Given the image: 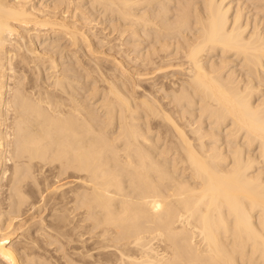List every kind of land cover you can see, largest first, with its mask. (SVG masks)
Segmentation results:
<instances>
[{"label":"bare ground","instance_id":"obj_1","mask_svg":"<svg viewBox=\"0 0 264 264\" xmlns=\"http://www.w3.org/2000/svg\"><path fill=\"white\" fill-rule=\"evenodd\" d=\"M89 1L91 11L100 6L126 25L128 43L145 36L153 44L134 57L127 52L125 64L109 58L112 47L104 58L105 40L99 46L83 29ZM245 1L0 0V189L4 179L11 183L7 212L0 202V264L38 262L35 235L15 246L28 226L15 218L13 190L25 202L18 185H50L51 176L62 187L59 222L71 220L70 192L92 221L101 251L88 254L97 258L91 264H264V0L257 15L249 8L254 18ZM64 39L77 49L65 57L78 67H89L81 54L96 57L89 70L99 77L87 90L84 81L88 95L78 73L68 72ZM234 58L241 76L229 67ZM104 59L123 69L107 74ZM173 67L181 74H169L168 84L143 89L142 77L162 79Z\"/></svg>","mask_w":264,"mask_h":264},{"label":"rangeland","instance_id":"obj_2","mask_svg":"<svg viewBox=\"0 0 264 264\" xmlns=\"http://www.w3.org/2000/svg\"><path fill=\"white\" fill-rule=\"evenodd\" d=\"M43 1H45V0H43ZM51 0H46V3H48V2H50ZM88 1V0H87ZM241 1H243V0H241ZM245 1V0H244ZM247 1V2H246ZM245 1V4H246V6H251L252 4L254 5H252L251 7H248V9H246L245 11H247L246 13L248 14L249 12H250V10H251V12L252 11H254V12H256V11H259V8H255V4H257V3H260V1H257V0H251V2L249 1V0H246ZM249 1V2H248ZM253 2V3H252ZM90 3V4H89ZM252 3V4H251ZM86 4V5H85ZM88 4L90 5V6H88ZM249 4V5H248ZM87 7H89V8H87ZM91 7H92V2H84V11H86L87 12V16L85 15V18L83 17V16H81V17H83L82 18V21H83V19H84V21L82 22V24H83V29L84 30H87L88 31V33L90 32L91 34H93L92 35V37L93 38H95V39H97L96 40V42H98L99 43V41H100V43H99V46H101L100 44H104L105 42V45H103V48H102V46H101V48H100V50H101V53H99V54H101L104 58L108 55V53L110 52V48L111 49H114V50H111V52L110 53H112L111 55H110V53H109V58L110 59H117L118 57H119V59H120V57H121V61L122 62H124V64H125V61L127 62V58H128V56H126L127 54H131V57L133 56H135V55H137V54H135V53H138V54H141L142 52H145L146 51V49H147V47L148 46H151L153 43H152V39H149V40H146V37L145 36H140V37H138V38H141L140 40L137 38V37H135V38H130V40H132V42L137 46V49H136V47H134L133 45V43L132 44H130V43H128L129 41V37H130V34H129V32H128V30H126V25L125 24H123L124 26V28L122 27V24H121V22L122 21H120V20H118L120 23H118L117 24V20L116 19H111V18H114L113 16L111 17V15L109 16V14L108 15H106V16H108L107 18H106V16H104L103 14H104V12H103V9L100 7V6H98V7H94L93 8V11H91ZM87 8V9H86ZM96 8V9H95ZM249 8H251L250 10H249ZM89 9V10H88ZM102 10V11H101ZM90 11V12H89ZM94 12V13H93ZM249 13L250 15L251 14H254V12L253 13ZM260 12V11H259ZM96 13V14H95ZM78 14H80L81 15V13L80 12H78ZM248 14V15H249ZM256 15H257V12L255 13ZM255 14H254V16H255ZM259 14V13H258ZM260 14H262V15H260ZM260 14H259V17L260 16H262V21H264V12H260ZM98 16V17H97ZM101 16H102V18H101ZM253 15H251V18H254V16L252 17ZM89 18H91V19H89ZM88 19V20H87ZM109 19V20H108ZM111 19V20H110ZM90 20V21H89ZM89 21V22H88ZM109 21V22H108ZM111 21V22H110ZM102 24H101V23ZM106 22V23H105ZM113 22V23H112ZM85 23V24H84ZM92 23V24H91ZM98 23V24H97ZM111 23V24H110ZM264 23V22H263ZM95 24V25H94ZM116 24V25H115ZM121 24V25H120ZM101 25V26H100ZM110 25H114L113 27L112 26H110ZM120 25V26H119ZM262 25H264V24H262ZM261 25V26H262ZM85 26V27H84ZM117 27V29H115L116 27ZM90 29H89V28ZM96 27V28H95ZM94 28V29H93ZM100 28V29H99ZM106 30H104V29ZM111 28V29H110ZM121 28V29H120ZM89 29V30H88ZM96 29V30H95ZM99 29V30H98ZM109 31H108V30ZM92 30H94V31H92ZM104 30V31H103ZM113 30V31H112ZM117 30V31H116ZM100 31V32H99ZM102 31V32H101ZM121 31V32H120ZM110 32V33H109ZM114 32V33H113ZM120 32V33H119ZM123 32H124V34H123ZM98 35H97V34ZM114 34V35H113ZM118 35V36H117ZM129 37H128V36ZM98 36V37H97ZM99 36H101V37H99ZM109 38H108V37ZM110 36H112V37H110ZM107 37V38H106ZM117 37V38H116ZM119 38H120V40H119ZM106 39H107V41H106ZM109 39V40H108ZM110 39H112V42H111V40ZM137 39V40H136ZM66 39H64V41H65ZM105 40V42H103ZM119 40V41H118ZM101 41H102V43H101ZM118 41V42H117ZM137 41H139V42H137ZM63 42V41H62ZM110 42V43H109ZM119 45H117L116 43ZM142 42V43H141ZM113 43V44H112ZM122 43V44H121ZM137 43V44H136ZM143 44L142 46H140L139 47V44ZM67 44V45H66ZM70 43L66 40L65 42H63L62 43V45L65 47L64 49H63V52H62V54H63V56H64V58H65V61H66V64L68 63V62H70V64H72L73 63V66L72 65H70V68H71V70H69L68 72H69V74H71V75H76V72L78 73L77 74V76H80L78 79H80V81H82V83H81V87H82V85H83V89H84V87L86 88V90L89 88V87H91L92 85L91 84H94V78H95V76L97 75L96 73H94V71H95V69H96V67L95 66H93L94 64H93V62H94V59H96V57H94L92 54H90L89 56L87 55L86 57H84L82 54V56L80 55V57L82 58H80L79 60H81V62L83 63V64H86L87 65V67H88V72H90V73H92V76L91 75H88V74H90V73H88L84 68L82 69V67L83 66H79L78 67V65L76 64V63H74V61H76L77 59L76 58H73L72 59V61H71V59H69L70 57H68V58H66L65 57V55H72V54H70L69 52H71V50L73 51V52H75L77 49H74V46H71V45H69ZM107 44H109V45H107ZM112 44V45H111ZM127 44V45H126ZM140 44V45H141ZM147 44V45H146ZM71 46V47H70ZM121 46H124V47H121ZM129 46V47H128ZM68 47V48H67ZM114 47V48H113ZM116 47V48H115ZM121 48V49H120ZM125 48V49H124ZM134 48V49H133ZM138 48H140L141 50H138ZM143 48H144V51H143ZM117 49H119L118 51H117ZM131 49V50H130ZM104 51V52H103ZM112 51H114V53L112 52ZM137 51V52H136ZM140 51H142L141 53H139ZM100 52V51H99ZM103 52V53H102ZM115 52H118V53H116L118 56H116V54H115ZM127 52H129V53H127ZM107 53V54H106ZM61 53H59L58 55H62ZM106 56H105V55ZM113 54H115V57L114 56H112ZM129 54V55H130ZM134 54V55H133ZM89 57L90 58H92V59H89ZM108 57V56H107ZM216 57H218V56H216ZM234 57V56H233ZM232 58V57H231ZM118 59V60H119ZM235 59V58H234ZM83 60V61H82ZM87 60H88V62H87ZM107 59H104L103 60V62H105V63H107V61H106ZM237 59H235V61H233L231 64H233V65H230L229 67L231 68L232 67V69H233V67H234V70H235V67H236V70H237V68H238V71H237V74L238 75H240L241 76V74L243 73L240 69L242 68V66L238 63V61L239 60H237ZM138 62V61H137ZM235 62H236V64H235ZM109 63V62H108ZM107 63V66H109V67H105V71L107 72V74H111V75H113V74H115V73H117V75L119 74V71H118V69H123V67H121V68H118V67H116L114 64H108ZM136 63V62H135ZM74 64H76L75 66H74ZM235 64V65H234ZM112 67H111V66ZM76 66L79 68H77L76 69ZM73 67V68H72ZM90 67H92L93 69H94V71L92 72V70H89V68ZM118 68V69H117ZM240 68V69H239ZM74 69V70H73ZM76 69V70H75ZM108 69V70H107ZM174 69H178V68H175V67H173V70H168L167 72H165L164 74H161L160 75V77L162 78V79H160V78H158L157 76H154V77H146V76H144L146 79H144V77H142V79H141V84H142V86H145L143 89H145V91H150V90H152V86L154 85V84H157V82H160L159 83V86L161 85V83L163 82V83H167L168 84V82H170V79H169V74H170V76L172 75V74H174V72H178V74L180 75L181 74V72L178 70H174ZM26 70H27V68H26ZM80 70V73L78 72ZM113 70V71H112ZM115 70H117V71H115ZM73 71V72H72ZM75 71V72H74ZM228 72H229V69L227 70ZM105 72V73H106ZM109 72V73H108ZM75 73V74H74ZM84 73V74H83ZM175 73V74H176ZM29 74H30V72H29ZM79 74H81V75H79ZM86 76V78H85V76ZM164 75H166L167 77H165ZM81 76H82V78L84 77L85 79H81ZM92 77V78H90V79H88V77ZM94 76V77H93ZM163 76V77H162ZM97 77H99L98 75H97ZM157 77V78H156ZM149 78V79H148ZM164 78H166L167 79V81H166V79H164ZM99 79V78H98ZM144 79V80H143ZM160 79V80H159ZM163 79H164V81H163ZM169 79V80H168ZM88 80V81H87ZM157 80V81H156ZM86 82V85H85V82ZM83 82H84V84H83ZM102 82H98L97 84H98V86L100 87V88H102L103 87V85H104V83H103V85L101 84ZM119 83H120V81H119ZM166 83H165V85H166ZM88 84H90V86H88ZM150 84V85H149ZM151 84H153V85H151ZM85 85V86H84ZM101 85V86H100ZM148 85V86H147ZM88 86V87H87ZM94 86V85H93ZM151 86V88H149ZM264 87V86H263ZM262 87V88H263ZM147 89V90H146ZM150 89V90H149ZM86 90L84 89L82 92L83 93H85V94H83L84 96L85 95H88V92L89 91H87L86 92ZM102 89H100V96H99V92H98V94L95 96V98L93 97L92 99H90L91 100V102H93L94 101V99H95V101H96V103H98L99 101H100V99H102L101 97L103 96V93H101L102 91H101ZM144 90L143 91H138L137 92V94H142V93H144L145 92ZM263 93V92H262ZM262 93H260V94H262ZM95 94V93H94ZM94 94H92V95H94ZM82 95V94H81ZM82 95V96H83ZM259 96V95H258ZM92 97V96H91ZM98 97H99V99H98ZM98 99V100H97ZM196 106V105H195ZM194 106V107H195ZM197 107V108H196ZM195 107V109L196 110H198L199 109V106L197 105ZM99 109H101V108H99ZM195 110V111H196ZM198 112V111H197ZM197 112H195V113H197ZM194 116V118H196L195 117V115H193ZM11 122H12V117L10 116V119H9V121H8V124L10 125L11 124ZM204 124H207V123H204ZM224 145V144H223ZM49 166H47V168H48ZM51 167V166H50ZM49 167V168H50ZM46 168V169H47ZM49 168L47 169V174H50L49 173ZM49 170V171H48ZM50 176V175H49ZM52 178V176L51 177H49V183L50 182H54L53 184L51 183L50 185H48V183H46V184H44L43 182L42 183H40V185H39V183H34L33 181H31V179H27V182L24 180V181H22V183L20 184V185H18V187L19 186H21V187H19L20 188V190H22V191H24V193L25 194H27V197L29 198V200L31 199L32 201H34V202H32L31 200L29 201L28 200V198H27V202L25 201V202H20V199H19V196L18 195H16L17 194V188L15 187L14 188V192H13V201H14V203H15V208H16V210H17V215H15V218H16V216H17V218L16 219H18L19 217H18V215L20 216V217H22V221H23V223H26L25 224V226H24V228L26 227V226H28V230H25V231H21V233H20V231H17V233H18V236L14 239V242H15V246H17V247H21L24 243H26L27 241H32L33 240V238H34V235H35V238H36V241L38 242L37 243V246L36 247H33L34 249H32V253L33 254H35L34 255V257H36V258H38V262L37 263H40V264H80L81 262V264H84V262H85V264L87 263V264H91L90 263V260L92 261L93 260V258H94V260L95 259H97V258H99L100 257V253H99V250L101 251V249H100V245L98 244V243H95V241L97 242V240L98 239H96L95 237H93V236H91V233H92V235L94 234L93 232H96L95 231V229H91V224L90 223H92V221H90V220H88V223H86L87 222V215L85 214V210L83 209V208H80L79 207V205H78V203L76 202V199H77V197H76V195H75V193L74 192H70V196H69V198H68V201H69V203H68V209L67 210H69V218L71 219V220H69V222H71V223H69L68 222V226L67 225H65V226H67V227H65L61 222H59V220L57 219V214L59 213V212H61V210H63L64 208H63V206H64V201H63V199L61 198V189H62V187H61V184H60V179H57V180H52L51 179ZM8 179L9 178H7V179H4V181H2V183H1V189H0V202L2 203V206H4L3 208V210H4V212H7V210L10 208L9 206H6V205H9V202H10V200H9V195L11 194V183L9 182L10 181V179H9V181H8ZM30 180V181H29ZM23 182H25V183H23ZM5 183V184H4ZM4 184V185H3ZM10 184V185H9ZM25 184V185H24ZM30 184V185H29ZM38 184V185H37ZM44 185L43 187H42V185ZM36 185L38 186V187H36ZM10 186V187H9ZM49 186V187H48ZM32 187V188H31ZM42 187V188H41ZM45 187V188H44ZM48 187V188H47ZM51 187V188H50ZM58 187H59V189H58ZM61 187V188H60ZM31 188V189H30ZM34 188V189H33ZM43 188H44V190H43ZM52 188H53V190H52ZM25 189H26V191H25ZM51 189V190H50ZM56 189L58 190L57 192H59V195H58V193L57 192H54V191H56ZM29 190V191H28ZM38 190V191H37ZM41 190V192H39ZM43 190V191H42ZM47 190H48V193H47ZM6 191V192H5ZM28 191V192H27ZM34 191V192H33ZM50 191V192H49ZM29 192H30V194H29ZM46 192V193H45ZM54 192V193H53ZM37 193V194H36ZM52 193V194H51ZM42 194V195H41ZM54 194V195H53ZM7 196V197H6ZM36 196V197H35ZM37 196H38V198H37ZM48 196V197H47ZM49 196H51V197H49ZM3 197V198H2ZM46 197V198H45ZM33 198V199H32ZM44 198V199H43ZM7 199V200H6ZM17 199V200H16ZM36 199H38V200H36ZM51 201H50V200ZM19 200V201H18ZM46 200V201H45ZM8 201V202H7ZM3 202H5V203H3ZM30 202H32L34 205H32V203H30ZM37 202V203H36ZM45 202V203H44ZM74 202V203H73ZM19 203V204H18ZM21 203H23V204H21ZM30 203V204H29ZM5 204V205H4ZM38 204V205H37ZM45 204V205H44ZM17 205V206H16ZM23 205V206H22ZM43 205H44V207H43ZM52 205V206H51ZM57 205V206H56ZM60 205V206H59ZM71 205V206H70ZM33 206V207H32ZM8 209H7V208ZM39 207V208H38ZM57 207V208H56ZM58 207H60L59 208V210L58 211H56L57 209H58ZM61 207L63 208V209H61ZM75 209H74V208ZM80 209H79V208ZM26 208V209H25ZM31 208V209H30ZM50 208V209H49ZM23 209V210H22ZM30 209V210H29ZM36 209V210H35ZM72 209V210H71ZM82 209V210H81ZM53 210V211H52ZM77 211L76 212V215L75 214H73V213H75L74 211ZM20 211H21V213H20ZM24 211V212H23ZM50 211V212H49ZM70 211H71V213H70ZM38 214H37V213ZM57 212V214L55 215V213ZM44 213V214H43ZM81 213V214H80ZM82 213H83V215H82ZM40 214V215H39ZM79 214H80V216L83 218L84 216H86V217H84V218H86L85 220L84 219H80L81 217L79 216ZM45 215V216H44ZM52 215V216H51ZM55 215V216H54ZM71 215V216H70ZM75 215V216H74ZM36 216V217H35ZM42 217V219L44 220V222H46V225H43L42 226V224H41V220H40V218ZM39 219H38V218ZM54 217V218H53ZM56 217V218H55ZM71 217H73V219L71 218ZM79 217V218H78ZM52 218V219H51ZM20 219V218H19ZM55 221H54V220ZM75 219V220H74ZM80 219V220H79ZM25 220H26V222H25ZM32 220V221H31ZM38 220H40V222H38ZM16 221H18V220H16ZM22 221H21V223H22ZM28 221V222H27ZM31 221V222H30ZM60 223V224H58V226L55 224V223ZM35 222V223H34ZM50 222V223H49ZM52 223V224H51ZM55 225H54V224ZM69 224H72L71 226L73 227V225H74V227L72 228V227H70L69 226ZM78 224V225H77ZM85 224V225H84ZM63 225L64 226V231H63V229H62V227L61 226ZM83 225V227H81ZM88 225H89V228H88ZM51 226H53L54 228L56 227V229H59V228H61V231H59L58 232V230H56V229H54L53 227H51ZM60 226V227H59ZM75 226H76V228H75ZM43 227H44V229H43ZM50 227V228H49ZM57 227H59V228H57ZM80 227V228H79ZM36 228V229H35ZM39 228H42V230L43 231H41ZM47 228V229H46ZM67 230H66V229ZM78 228H79V230H78ZM93 228V227H92ZM31 229V230H30ZM50 229V230H49ZM83 229V230H82ZM40 230V231H39ZM45 230V231H44ZM69 230H70V232H69ZM92 231V232H90V231ZM37 231L39 232V235L38 236H36V234H34V233H37ZM47 231V232H46ZM49 231H50V233H49ZM58 232V233H55V232ZM68 233H67V232ZM88 231V232H87ZM63 232V233H62ZM81 232V233H80ZM87 232V233H86ZM54 233V234H53ZM74 234L73 236H69V234ZM33 234V236H31ZM40 234H41V236H40ZM66 234V235H65ZM22 235V236H21ZM25 235V236H24ZM29 235V236H28ZM47 235V236H46ZM57 235V236H56ZM62 235H64L63 237H62ZM68 235V236H67ZM80 235V236H79ZM95 235V234H94ZM48 238H46V237ZM53 236V237H52ZM56 236V237H55ZM58 236L60 237V239H58ZM93 237L94 239H95V241L93 240L92 241V238L91 237ZM37 237H38V240H37ZM40 237V238H39ZM81 237L83 238V239H81ZM91 239H90V238ZM30 238V239H29ZM34 238V239H35ZM46 238V239H45ZM50 238V239H49ZM70 238H72V240L70 239ZM80 238V239H79ZM18 239V240H17ZM29 239V240H28ZM43 239V240H42ZM55 239H56V241H55ZM47 240V242H45ZM52 240H54V241H52ZM75 240V241H74ZM85 240V241H84ZM90 240L92 241V242H90ZM17 241V242H16ZM50 241V242H49ZM59 241V242H58ZM70 241V242H69ZM72 241V242H71ZM77 241V242H76ZM43 242H45V243H43ZM56 242H58V243H56ZM63 242V243H62ZM84 242V243H83ZM19 243V244H18ZM67 243V244H66ZM73 243V244H72ZM75 243V244H74ZM80 243V244H79ZM81 243H83V244H81ZM93 243V244H92ZM58 244V245H57ZM61 244V245H60ZM91 244V245H90ZM99 246H98V245ZM55 245V246H54ZM69 247H68V246ZM86 245V246H85ZM93 245V246H92ZM96 245H97V247H96ZM45 246V247H44ZM50 246V247H49ZM51 246H53L52 248H51ZM58 246V247H57ZM67 246V247H66ZM77 246V247H76ZM85 246V247H84ZM41 247V248H40ZM91 247H92V249H91ZM71 248V249H70ZM75 248V249H74ZM81 248H84V249H81ZM85 248H86V250H85ZM95 248V249H94ZM97 248H98V250H97ZM62 249V250H61ZM78 249V250H77ZM81 249V250H80ZM93 249H94V252H95V250H97L95 253H93V255L95 254L96 255V257L97 258H95V255L93 256V257H91V256H88V254L91 252V254H92V252H93ZM37 250V251H36ZM53 250H57L56 252L55 251H53ZM88 250H90V251H88ZM41 251V252H40ZM52 251V252H51ZM63 251V252H62ZM72 251H74V253L72 252ZM77 251V252H76ZM35 252V253H34ZM39 252V253H38ZM38 253V254H37ZM42 253V254H41ZM47 253V254H46ZM55 253H56V255H55ZM77 253H79V254H77ZM81 253V254H80ZM99 253V254H98ZM44 254V255H43ZM54 254V255H53ZM84 254V255H83ZM85 254H87V255H85ZM46 255V256H45ZM52 255V256H51ZM72 256V258H71V256ZM76 255V256H75ZM78 255H80V256H78ZM81 255H82V257H81ZM99 255V256H98ZM40 256H41V259H40ZM78 256V257H77ZM85 256H87V257H85ZM45 258L46 259V261L45 260H43L42 258ZM48 257V258H47ZM79 257H81V260H80V258ZM91 257V259H89ZM84 258V259H83ZM55 259V260H54ZM78 259V260H77ZM87 259H88V261H87ZM41 262H40V261ZM48 260V261H47ZM55 262H54V261ZM72 260V261H71ZM44 261V262H43ZM75 261V262H74ZM78 261V262H77ZM79 261H81V262H79ZM84 261V262H83ZM94 261H92V263H93ZM36 263V264H37Z\"/></svg>","mask_w":264,"mask_h":264}]
</instances>
